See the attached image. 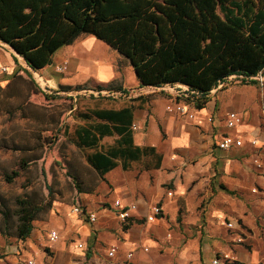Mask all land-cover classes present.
Returning a JSON list of instances; mask_svg holds the SVG:
<instances>
[{
  "label": "crops",
  "instance_id": "crops-1",
  "mask_svg": "<svg viewBox=\"0 0 264 264\" xmlns=\"http://www.w3.org/2000/svg\"><path fill=\"white\" fill-rule=\"evenodd\" d=\"M113 50L94 35L82 34L71 44L57 49L48 65L34 71L0 41L1 86L6 85L15 74L23 75L24 70L28 69L38 75V81L54 90L61 85L74 87L87 84L94 88L109 82L121 85L126 90L112 96L119 97L115 105L101 108L131 107V124L137 125V129H131L133 144L153 148L158 162L157 166H153L155 161L152 166L148 165L134 174L128 172L134 161L129 163L127 169H123L118 161L119 164L105 174L111 191L116 193L114 199L119 198L123 203L135 202L137 205L131 213L132 222L126 229L116 226L112 232L100 231L103 224L98 219L109 217L106 211L112 210L114 199L99 211L94 210L95 202L82 204L97 215V233L105 238L103 242L107 244V252L111 246L117 247L115 255L110 256L116 257L114 264H206L203 251L214 254L211 264L213 259L218 258L217 254H226L233 260L247 264L257 262V251L252 252L253 259H243L240 256L243 251L239 252L231 244L235 241L233 238L210 235L204 227L199 235L190 226L199 221H213L225 213L250 220L259 211L257 209L263 211L264 130L261 132L257 123L264 117V88L255 82H228L209 93L203 107L187 105L192 115L189 117L175 110H167V106L177 101L169 88L180 83L160 87L142 86L129 62ZM63 62L65 69L57 71L55 65ZM3 67L5 70H2ZM230 111L244 117V123L228 128L225 118ZM225 134L243 137L242 145L226 150L218 148L217 141ZM255 137L259 144L252 145L251 139ZM253 149L262 153V165H254L256 154ZM221 185L241 194L238 199L240 203L230 204ZM169 190L171 195H167ZM206 201L210 202L209 211L197 213L200 206L205 209ZM156 202L162 205V215L146 221L149 206ZM217 203L220 206H216ZM238 219L228 221L237 227L240 224ZM83 231H86V226ZM129 251L132 255L127 258Z\"/></svg>",
  "mask_w": 264,
  "mask_h": 264
},
{
  "label": "trees",
  "instance_id": "trees-1",
  "mask_svg": "<svg viewBox=\"0 0 264 264\" xmlns=\"http://www.w3.org/2000/svg\"><path fill=\"white\" fill-rule=\"evenodd\" d=\"M82 34L94 35L125 57L142 86L180 83L196 89L201 94L196 108L205 105L218 81L232 74L243 81L264 68V0H0V41L34 71ZM23 73L13 79L28 76L34 82L32 72ZM87 88L61 85L55 92ZM94 88L126 92L113 82ZM81 117L88 122L75 128L73 142L91 150L86 160L102 179L118 161L127 169L131 161L154 155L153 148L133 144L131 107L93 108ZM112 135L113 143L102 148L99 141ZM71 178L76 190L85 192L76 175ZM41 209L19 201V239L30 235ZM131 222L130 217L123 229Z\"/></svg>",
  "mask_w": 264,
  "mask_h": 264
},
{
  "label": "rangeland",
  "instance_id": "rangeland-1",
  "mask_svg": "<svg viewBox=\"0 0 264 264\" xmlns=\"http://www.w3.org/2000/svg\"><path fill=\"white\" fill-rule=\"evenodd\" d=\"M113 52L120 55L116 50ZM33 80L28 76L16 77L3 85L6 87L0 91V264H114L116 257L108 256L107 244L103 242L105 238L97 233L96 221L89 223L71 210L73 206L95 202L94 210L99 211L116 195L111 191L105 175L102 179L87 162L86 155L91 150L77 147L73 138L75 128L88 122L81 114L93 108L115 105L119 97L74 91L55 92L57 89H51L34 76ZM44 94H56V97L47 98ZM239 116L237 125L244 123V117ZM262 118L257 123L261 132L264 130ZM115 138L116 135L105 136L99 144L102 148L107 147ZM252 151L256 154L254 165H262V153L257 149ZM155 160L156 156L151 155L134 161L128 172L136 174L146 164L152 166ZM71 173L76 175L85 192L76 190ZM247 184L250 185V182ZM230 191L232 193L224 190L227 201L230 204L240 203L241 194ZM23 199L42 206L32 222L30 235L24 240L17 237L16 231V210ZM208 201L205 202V209L200 206L197 213L209 211ZM216 206L220 205L217 203ZM257 210L250 220L225 213L213 221H199L190 227L198 234L204 227L210 235L233 238L235 241L230 243L239 252L243 251L240 252L243 259H253L252 252L255 250L259 259L254 264H264V209L261 212L260 208ZM111 211H106L109 217L98 219L103 224L100 228L102 232H112L116 226L123 227L125 224ZM111 216L115 217L111 219L115 223L108 222ZM228 219H238L239 226L227 227L225 222ZM85 226L86 231H83ZM51 229L58 231L56 241L48 239ZM217 255L219 264H247L226 254ZM213 256L209 251L202 252L206 264H211Z\"/></svg>",
  "mask_w": 264,
  "mask_h": 264
},
{
  "label": "built area",
  "instance_id": "built-area-1",
  "mask_svg": "<svg viewBox=\"0 0 264 264\" xmlns=\"http://www.w3.org/2000/svg\"><path fill=\"white\" fill-rule=\"evenodd\" d=\"M65 63L63 62L62 64L55 65V69L57 71L62 72L65 69ZM2 70H5L3 67ZM32 74L34 78L38 81V75L32 71ZM37 75V76H36ZM239 81V82H255L260 88H264V68L260 69L257 71L254 75L245 77L244 80L242 81L240 76H237L236 74L229 75L226 77L224 80L218 81L217 85L213 87L209 93H213L215 90L218 88L223 87L226 83L230 81ZM171 93L175 96V99L177 100L174 105H169L167 106V110L172 111L175 110L180 114H186L187 116L191 117L192 115L188 112L187 110V105H194V102L196 99H198L201 94L196 90L191 88L189 85L186 84H179L173 87L169 88ZM71 93L73 91H70ZM76 93L81 92V93H92L94 95H118L121 94L122 92L120 91H115V90H107V89H92V88H87V89H81L74 91ZM208 93V94H209ZM207 94V95H208ZM240 121V116L237 112L235 111H230L226 115L225 118V124L228 128H233L236 126ZM130 128L132 130L137 129V125L132 123L130 125ZM256 139L252 138L251 143H256ZM243 140L241 137H234L229 134L223 135L218 141H217V147L223 150L230 149L232 146H241ZM172 192L169 190L167 191V195H171ZM112 210L115 213V216L117 219H119L120 222L126 223L128 218L131 217V213L133 210L137 208V205L135 202H129V203H123L119 198H116L112 201ZM72 212L74 214H80L85 218V220L89 223H94L97 219V216L94 212L87 211L83 206L77 205L73 206L71 208ZM163 213V208L162 205L159 202L153 203L149 206V211L148 214L145 216L146 221H152L157 219L159 216H161ZM227 227H233L232 222L227 221L225 222ZM59 238L58 231L55 229H51L48 233V239L50 241H56ZM117 251L116 246H111L107 252L108 256H114ZM132 255V252L129 251L127 253V258H130ZM219 259L216 257L213 259L212 263L217 264Z\"/></svg>",
  "mask_w": 264,
  "mask_h": 264
},
{
  "label": "bare ground",
  "instance_id": "bare-ground-1",
  "mask_svg": "<svg viewBox=\"0 0 264 264\" xmlns=\"http://www.w3.org/2000/svg\"><path fill=\"white\" fill-rule=\"evenodd\" d=\"M37 76V75H36Z\"/></svg>",
  "mask_w": 264,
  "mask_h": 264
},
{
  "label": "water",
  "instance_id": "water-1",
  "mask_svg": "<svg viewBox=\"0 0 264 264\" xmlns=\"http://www.w3.org/2000/svg\"><path fill=\"white\" fill-rule=\"evenodd\" d=\"M32 70V69H31Z\"/></svg>",
  "mask_w": 264,
  "mask_h": 264
}]
</instances>
